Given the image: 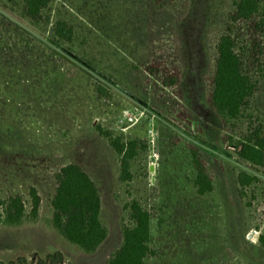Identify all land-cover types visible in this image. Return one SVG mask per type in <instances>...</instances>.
<instances>
[{
  "label": "rangeland",
  "instance_id": "rangeland-1",
  "mask_svg": "<svg viewBox=\"0 0 264 264\" xmlns=\"http://www.w3.org/2000/svg\"><path fill=\"white\" fill-rule=\"evenodd\" d=\"M162 3L50 0L37 22L22 0H0V201L19 196L28 212L29 188L40 198L36 222L0 226V263L58 251L60 264H104L121 243L122 207L135 199L150 215L154 255L146 264H264V171L224 141L250 123L264 137V34L234 28L241 69L255 89L251 119L225 130L205 97L230 0H188L183 16ZM56 22L71 28L70 41L54 35ZM153 60L179 66L177 89L146 73ZM96 127L138 144L129 183L118 181L116 155ZM191 147L205 162L210 194L196 193ZM68 163L100 194L108 235L92 255L49 225L53 175ZM241 171L257 178L242 198Z\"/></svg>",
  "mask_w": 264,
  "mask_h": 264
},
{
  "label": "trees",
  "instance_id": "trees-1",
  "mask_svg": "<svg viewBox=\"0 0 264 264\" xmlns=\"http://www.w3.org/2000/svg\"><path fill=\"white\" fill-rule=\"evenodd\" d=\"M50 0H22L25 13L33 21L42 20V11ZM160 6L170 11L185 15L188 0H162ZM224 33L218 36L214 45V63L209 80V90L205 97L208 106L216 114L222 128H237L242 120L251 119L248 113L249 100L255 85L247 71L241 69L240 57L236 52L233 36L234 28L246 27L250 36L264 34V0H230V11L225 20ZM235 29V30H236ZM54 35L61 40L70 41L72 32L63 22L53 25ZM146 73L158 77L165 88L177 89L180 78V68L167 65L162 61L153 60L146 68ZM95 132L103 138L119 164L118 181L129 183L132 179L130 162L138 153L135 141L123 142L113 136L110 131L99 127ZM225 144L233 147L238 157L251 167L264 171V137L259 127L251 123L238 138L225 137ZM190 154L195 171L193 185L199 196L213 191L212 180L205 162L198 149L191 147ZM56 187L50 199L52 216L50 227L56 234L73 245L81 253L92 255L105 241L108 235L107 227L101 222V198L95 183L76 164L68 163L53 175ZM257 178L247 172H239L235 177L237 192L242 198L246 189ZM29 211L19 196L8 197L0 201V226L17 228L25 219L36 222L40 206V198L35 188H29ZM126 221L120 223L121 243L105 260L104 264H146V259L154 255L149 247L150 215L135 199H130L122 207ZM264 246V235L258 238ZM62 256L58 251L46 254L36 261L27 262L24 257L7 264H60ZM3 264V263H0ZM247 264V263H245Z\"/></svg>",
  "mask_w": 264,
  "mask_h": 264
},
{
  "label": "water",
  "instance_id": "water-1",
  "mask_svg": "<svg viewBox=\"0 0 264 264\" xmlns=\"http://www.w3.org/2000/svg\"><path fill=\"white\" fill-rule=\"evenodd\" d=\"M249 238V237H248Z\"/></svg>",
  "mask_w": 264,
  "mask_h": 264
}]
</instances>
